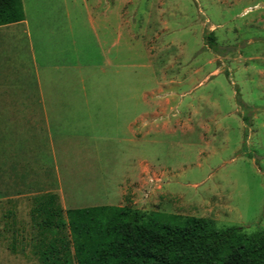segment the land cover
I'll use <instances>...</instances> for the list:
<instances>
[{
  "label": "rangeland",
  "instance_id": "1",
  "mask_svg": "<svg viewBox=\"0 0 264 264\" xmlns=\"http://www.w3.org/2000/svg\"><path fill=\"white\" fill-rule=\"evenodd\" d=\"M105 2L114 30L129 23V132L70 127L49 145L39 115L0 116L2 264H38L34 196L115 206L138 175L125 205L264 231V0Z\"/></svg>",
  "mask_w": 264,
  "mask_h": 264
},
{
  "label": "crops",
  "instance_id": "2",
  "mask_svg": "<svg viewBox=\"0 0 264 264\" xmlns=\"http://www.w3.org/2000/svg\"><path fill=\"white\" fill-rule=\"evenodd\" d=\"M20 1L23 20L0 26V116L39 115L49 145L70 127L109 126L123 141L131 124L128 21L117 14L114 30L115 14L101 0ZM136 182L125 184L115 206Z\"/></svg>",
  "mask_w": 264,
  "mask_h": 264
},
{
  "label": "trees",
  "instance_id": "3",
  "mask_svg": "<svg viewBox=\"0 0 264 264\" xmlns=\"http://www.w3.org/2000/svg\"><path fill=\"white\" fill-rule=\"evenodd\" d=\"M22 20L20 0H0V26ZM28 219L38 264H264L263 230L207 218L128 204L63 209L45 192L32 198Z\"/></svg>",
  "mask_w": 264,
  "mask_h": 264
}]
</instances>
